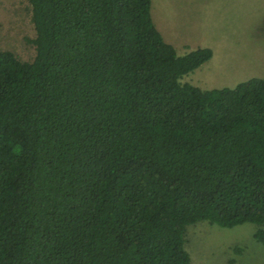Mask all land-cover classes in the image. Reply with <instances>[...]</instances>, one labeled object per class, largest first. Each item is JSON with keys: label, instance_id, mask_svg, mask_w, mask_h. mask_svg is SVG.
Here are the masks:
<instances>
[{"label": "trees", "instance_id": "1", "mask_svg": "<svg viewBox=\"0 0 264 264\" xmlns=\"http://www.w3.org/2000/svg\"><path fill=\"white\" fill-rule=\"evenodd\" d=\"M27 1L32 59L0 50V264H190L201 220L264 246V79L179 82L212 52L177 55L149 0Z\"/></svg>", "mask_w": 264, "mask_h": 264}, {"label": "rangeland", "instance_id": "2", "mask_svg": "<svg viewBox=\"0 0 264 264\" xmlns=\"http://www.w3.org/2000/svg\"><path fill=\"white\" fill-rule=\"evenodd\" d=\"M149 12L177 55L198 47L212 52L179 82L210 89L253 76L264 79V0H150ZM33 37L29 2L0 0V50L30 61ZM253 230L247 222L229 228L205 220L187 225L184 249L190 264H264V246L253 239Z\"/></svg>", "mask_w": 264, "mask_h": 264}, {"label": "crops", "instance_id": "3", "mask_svg": "<svg viewBox=\"0 0 264 264\" xmlns=\"http://www.w3.org/2000/svg\"><path fill=\"white\" fill-rule=\"evenodd\" d=\"M150 1V0H149ZM149 10H150V7H149ZM149 14H150V12H149ZM151 18V17H150Z\"/></svg>", "mask_w": 264, "mask_h": 264}]
</instances>
